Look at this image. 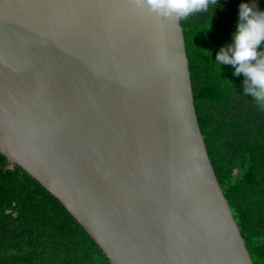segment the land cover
Segmentation results:
<instances>
[{"label": "water", "instance_id": "obj_1", "mask_svg": "<svg viewBox=\"0 0 264 264\" xmlns=\"http://www.w3.org/2000/svg\"><path fill=\"white\" fill-rule=\"evenodd\" d=\"M0 153L111 264H253L195 107L181 19L0 0Z\"/></svg>", "mask_w": 264, "mask_h": 264}, {"label": "trees", "instance_id": "obj_2", "mask_svg": "<svg viewBox=\"0 0 264 264\" xmlns=\"http://www.w3.org/2000/svg\"><path fill=\"white\" fill-rule=\"evenodd\" d=\"M242 2L216 0L181 26L209 157L253 264H264V108L242 94L234 65L214 61L231 43ZM0 264L111 263L53 195L0 153Z\"/></svg>", "mask_w": 264, "mask_h": 264}, {"label": "clouds", "instance_id": "obj_3", "mask_svg": "<svg viewBox=\"0 0 264 264\" xmlns=\"http://www.w3.org/2000/svg\"><path fill=\"white\" fill-rule=\"evenodd\" d=\"M142 6L158 15L176 19L206 12L216 0H137ZM231 43L222 47L215 56V63L234 65L233 75L243 74V95L250 97L264 108V9H259L256 0H244L239 5L238 21L232 32Z\"/></svg>", "mask_w": 264, "mask_h": 264}]
</instances>
